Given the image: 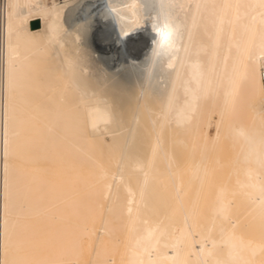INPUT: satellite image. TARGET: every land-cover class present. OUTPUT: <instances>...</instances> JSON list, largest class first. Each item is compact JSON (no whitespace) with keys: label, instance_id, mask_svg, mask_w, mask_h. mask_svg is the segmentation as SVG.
<instances>
[{"label":"bare ground","instance_id":"obj_1","mask_svg":"<svg viewBox=\"0 0 264 264\" xmlns=\"http://www.w3.org/2000/svg\"><path fill=\"white\" fill-rule=\"evenodd\" d=\"M263 57L264 0H0V264H264Z\"/></svg>","mask_w":264,"mask_h":264},{"label":"clouds","instance_id":"obj_2","mask_svg":"<svg viewBox=\"0 0 264 264\" xmlns=\"http://www.w3.org/2000/svg\"><path fill=\"white\" fill-rule=\"evenodd\" d=\"M230 139L238 145L241 154H257L264 158V131L244 126L230 129Z\"/></svg>","mask_w":264,"mask_h":264},{"label":"built area","instance_id":"obj_3","mask_svg":"<svg viewBox=\"0 0 264 264\" xmlns=\"http://www.w3.org/2000/svg\"><path fill=\"white\" fill-rule=\"evenodd\" d=\"M259 77H260L261 87L263 91V100H264V57L261 59Z\"/></svg>","mask_w":264,"mask_h":264},{"label":"rangeland","instance_id":"obj_4","mask_svg":"<svg viewBox=\"0 0 264 264\" xmlns=\"http://www.w3.org/2000/svg\"><path fill=\"white\" fill-rule=\"evenodd\" d=\"M37 21H38V20H36V19H35V20H31V21H30V26H31V27L36 26V24H34V23L37 22ZM106 137H107V136H106Z\"/></svg>","mask_w":264,"mask_h":264},{"label":"snow or ice","instance_id":"obj_5","mask_svg":"<svg viewBox=\"0 0 264 264\" xmlns=\"http://www.w3.org/2000/svg\"><path fill=\"white\" fill-rule=\"evenodd\" d=\"M162 35H163V39L164 40H167L168 39V34L167 33H162Z\"/></svg>","mask_w":264,"mask_h":264},{"label":"water","instance_id":"obj_6","mask_svg":"<svg viewBox=\"0 0 264 264\" xmlns=\"http://www.w3.org/2000/svg\"><path fill=\"white\" fill-rule=\"evenodd\" d=\"M34 24H36V25H37V22H35Z\"/></svg>","mask_w":264,"mask_h":264}]
</instances>
